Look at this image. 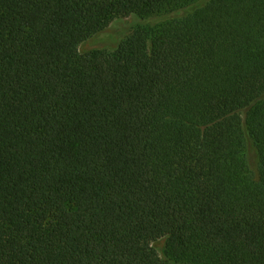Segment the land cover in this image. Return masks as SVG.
<instances>
[{"label": "trees", "instance_id": "1", "mask_svg": "<svg viewBox=\"0 0 264 264\" xmlns=\"http://www.w3.org/2000/svg\"><path fill=\"white\" fill-rule=\"evenodd\" d=\"M0 264H264V0H0Z\"/></svg>", "mask_w": 264, "mask_h": 264}, {"label": "rangeland", "instance_id": "2", "mask_svg": "<svg viewBox=\"0 0 264 264\" xmlns=\"http://www.w3.org/2000/svg\"><path fill=\"white\" fill-rule=\"evenodd\" d=\"M133 22L134 20L129 17L125 18L122 22H117L107 27L101 33L80 44L79 51L84 55L104 51L115 52ZM249 159L252 164H255L256 157L254 152L251 153ZM159 246H161V244H159Z\"/></svg>", "mask_w": 264, "mask_h": 264}]
</instances>
